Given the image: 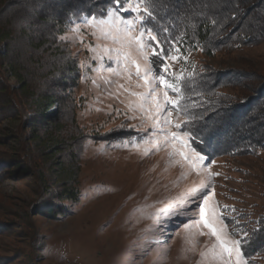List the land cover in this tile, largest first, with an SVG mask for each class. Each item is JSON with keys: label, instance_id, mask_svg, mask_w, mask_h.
I'll use <instances>...</instances> for the list:
<instances>
[{"label": "rangeland", "instance_id": "1", "mask_svg": "<svg viewBox=\"0 0 264 264\" xmlns=\"http://www.w3.org/2000/svg\"><path fill=\"white\" fill-rule=\"evenodd\" d=\"M190 1L202 8L200 0ZM134 6L120 4L116 16L83 18L61 36L79 67L68 92L79 103L75 118L69 121L75 125L80 165L53 170L64 179L76 180L80 202L71 203L65 217L43 216L39 212L48 204L36 180L0 168V264H219L210 251L215 238L200 220L205 195L219 213L218 225L226 226L230 238L242 240L245 264H264V117L256 122L241 116L231 120L236 129L239 123L256 128L250 132L255 136L253 143H244L236 135L233 144L222 137L218 144H207L203 138L209 139L211 128L205 129L201 120L209 110L199 108L203 99L197 88L204 86L199 75L229 66L246 68L256 81L240 75L256 88L264 78V42L227 55L215 52L214 57L202 49H182L179 43H173L171 50L164 47L168 55L179 57L176 61L153 56L151 48L147 49L148 64L153 68L149 78L164 75L181 88L179 94L167 89L169 96L179 101L173 108L163 103V85L152 80L161 93V105L173 112L172 125L158 124L140 109L139 98L131 95L146 91L143 80L136 77L134 68L129 80L124 62L114 50L120 44L112 35L135 20L137 13L128 10ZM140 7H145L144 0ZM142 26L146 28L137 21L133 31L138 34ZM151 45L159 51L155 42ZM162 59L170 66L167 73ZM237 59L254 68L236 64ZM6 69L4 76L9 79ZM196 75L200 84L193 79ZM227 80L229 77L222 78V82ZM8 81L16 83L14 78ZM233 88L226 92L237 94V87ZM245 120L249 123L244 124ZM10 122L0 117V128H7ZM176 122L182 124L181 129L173 126ZM168 128L190 135V148L205 157L198 170H191L179 156L172 155V145L164 139L167 131L160 130ZM201 183L208 187L189 198L187 193ZM32 226L44 236L39 240L43 246L36 251L26 235Z\"/></svg>", "mask_w": 264, "mask_h": 264}, {"label": "trees", "instance_id": "2", "mask_svg": "<svg viewBox=\"0 0 264 264\" xmlns=\"http://www.w3.org/2000/svg\"><path fill=\"white\" fill-rule=\"evenodd\" d=\"M187 1L144 0L152 13L144 25L157 35L163 50L179 43L182 49H202L214 57L215 52L227 55L264 42V0H200L202 8ZM119 5L117 0H0V117L11 120L10 126L0 128V168H11L36 180L48 204L39 212L43 216H67L70 204H78L81 195L75 179H64L53 170L80 165L75 125L69 121L75 118L79 103L68 92L79 67L61 36L81 19L107 17L109 10ZM236 64L254 68L242 59ZM5 66L15 84L10 85L4 76ZM216 69L207 76L199 75L204 85L197 87L203 99L199 108L209 110L201 123L205 129L211 128L210 140L207 136L203 139L207 144H218L222 137L233 144L237 135L244 143H253L255 136L250 132L256 128L239 123L236 129L231 120L241 116L256 122L264 117V78L260 82L256 77L259 82L253 88L249 79H256L248 76L246 68ZM197 76L193 77L196 81ZM223 77L230 80L222 82ZM233 87H237V94L226 92ZM26 235L34 242V251L43 246L39 240L44 236L34 226Z\"/></svg>", "mask_w": 264, "mask_h": 264}, {"label": "snow or ice", "instance_id": "3", "mask_svg": "<svg viewBox=\"0 0 264 264\" xmlns=\"http://www.w3.org/2000/svg\"><path fill=\"white\" fill-rule=\"evenodd\" d=\"M117 3H129L134 4V7H130L128 10L137 13L135 20L127 22L123 29H116L117 35H112V39L120 44V47L114 49L117 53V59H122L125 65V69L128 71L129 80L132 77L131 69H135V75L137 78L143 80V87L146 89L144 92H133L131 95L138 97V104L142 111H146L155 123L172 125L173 112L163 107L160 102L161 93L157 88L152 86V80H157V83L163 85L165 89L162 93L164 105H171L173 108H177L179 101L169 96L167 89H171L173 92L179 94L181 88L165 79L164 75H160L158 78L153 76L149 78V73L153 72V68L149 66V55L147 49L151 48V54L153 56L167 57L172 61H176L179 57L175 54L168 55V53L162 49L161 42L158 40L157 35L152 29L141 27L139 33H135L133 28L137 21L143 25L148 19L152 18V13L148 7H140L141 0H117ZM119 9L109 10L110 16H116ZM95 18L89 23H93ZM101 24L106 23L104 21ZM103 31V30H102ZM105 35H110L107 31ZM147 35V40L144 39ZM151 42H155L158 46H161V51H157L152 47ZM178 51V49H177ZM143 62V63H142ZM161 64L165 73L169 70V64L161 60ZM176 79H179L178 77ZM123 87V85H121ZM127 90V89H126ZM145 105L148 107L145 108ZM167 115H164V113ZM187 123L186 121L184 122ZM177 130L182 128V124L176 122L173 125ZM161 131H167V135L164 137L165 141L172 145V155L179 156L182 161L188 164L191 170H198L204 161L205 157L199 152L190 148L189 141L190 135L187 132L181 133L180 131H172L171 128L160 129ZM214 173L209 172V176ZM208 185L201 183L198 188L191 189L187 196L189 198H195L200 192L207 188ZM200 220L203 226L208 229V233L215 238L216 244L213 246L211 256L213 260L219 261V264H245L242 259V240L232 239L225 233L226 226H220L217 223L219 213L216 207L210 205L209 197L205 195L203 197V203L199 208ZM187 227V226H186ZM202 235L204 233H201ZM205 256V253L201 254Z\"/></svg>", "mask_w": 264, "mask_h": 264}]
</instances>
